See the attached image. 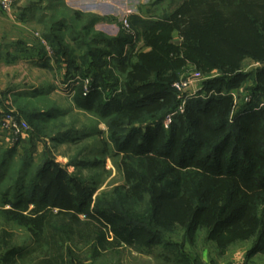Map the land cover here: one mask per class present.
<instances>
[{
	"label": "rangeland",
	"instance_id": "374dc122",
	"mask_svg": "<svg viewBox=\"0 0 264 264\" xmlns=\"http://www.w3.org/2000/svg\"><path fill=\"white\" fill-rule=\"evenodd\" d=\"M188 1L0 0V116L16 111L29 126L26 135L18 139L0 131V165L3 161L8 163L3 168L0 166V264H60L62 255L63 264H264V251L251 254L257 245H264V194L245 188L236 180L240 189L233 181H224L221 187L202 175L206 181L199 190L197 182L202 179L184 176L205 196L197 202V208L207 197H213V189L216 196H221L218 214L229 203L234 190L242 191L240 207L248 204L251 209L255 208V221L261 222L263 232L244 240L231 239L226 242L227 246H221L220 239L229 235H212L218 225L215 220L218 214L211 223L193 232L189 230L191 217L186 226L175 222L170 231L161 230L162 243L147 247L142 242L146 235L124 242L115 236L109 224L104 228L83 213H75L72 219L59 215V209H38L34 204L13 211L3 196L8 190L9 194L14 191L24 167L28 176L22 175V180L29 186L47 163H53L92 192L88 200L90 211L111 206L140 215L142 220L149 218L147 203H132L127 207L117 204L121 189L128 187L124 164L140 173L150 171V167L147 162L128 160L129 154L117 150L112 135L124 139L133 129L141 128L145 132L149 127L161 125L164 139L179 117L188 120L192 101L217 96L209 83L223 77V71H204L189 60L184 54L182 29L175 28L174 19H181V8ZM165 23L172 30L169 42L179 48L178 57L183 60L177 78L169 83V102H160L159 108L142 111L133 120L118 114L101 119L93 110L75 105L74 99L80 92L84 97L90 95L92 73L98 69L102 70L100 83L106 86L107 96H121L123 101L129 67L139 56L152 53L145 33L153 25ZM107 38L128 42L123 58L129 67L121 70L116 66L114 49L118 47L114 42L111 46L101 43ZM92 50L98 58L91 56ZM241 65V72L251 77L225 93L233 101L227 117L228 130L237 124L245 107L255 104L256 110L264 109V97L256 98L253 91L258 84L254 73L262 64L246 58ZM86 82L88 90H85ZM183 84L191 88L189 94L178 91ZM263 138L258 137V141ZM155 183L152 188L159 190L163 186ZM20 187L22 194L24 189ZM49 210L54 229L65 237L50 230L35 235L17 221L18 216L35 219ZM4 233L9 234L7 245L3 241ZM4 248H17L19 252L4 261L1 257Z\"/></svg>",
	"mask_w": 264,
	"mask_h": 264
},
{
	"label": "trees",
	"instance_id": "16d2710c",
	"mask_svg": "<svg viewBox=\"0 0 264 264\" xmlns=\"http://www.w3.org/2000/svg\"><path fill=\"white\" fill-rule=\"evenodd\" d=\"M180 15L181 19L178 21L176 17L174 21L175 28L182 29L186 57L204 71L219 69L224 75L209 83L217 91V96L192 101L189 104L188 120L179 117L166 138H162L164 133L161 125L149 127L145 132L141 128L133 129L124 139L112 135L117 150L129 154L128 160L147 162L150 167V171L140 173L124 164L128 187L121 189L117 204L127 207L132 203H147L149 218L142 220L140 215L116 210V207L114 209L111 206L110 209L95 211V215L88 204L92 192L80 181L68 177L63 169L53 163H47L29 186H25L26 180H22V175L28 176L24 167L11 193L15 196L9 194V190L2 192L7 198L5 202L12 205L13 211L34 204L38 209H59V215L72 219L75 213H83L97 220L104 228L109 224L115 236L124 242L130 243L133 238L146 235L142 242L149 247L162 243L161 230L164 228L170 231L175 222L179 221L180 225L186 226L185 223L191 217L189 230L193 232L201 225L211 223L214 215L218 214L221 196H216L214 189H210L213 197H207L203 205L195 207L205 196L203 192L198 193L192 181L184 178L186 175H194L203 180L197 182L199 190L206 181V178L201 177L203 175L221 187L224 181L237 184L236 180L241 186L264 194V138L258 141V137L264 136V109L256 110L255 104L245 107L237 124L228 130L230 125L227 117L233 101L226 95V92L251 77L241 72L243 60L250 58L263 66L254 73L258 84L253 91L256 98L264 97V0H189L181 8ZM96 18L98 20L100 17ZM166 27V23L155 24L145 33L148 44L152 46V53L139 56L130 67L123 58L124 46L128 42L115 38L101 40L103 44L107 42L111 46L114 42L117 45L118 50L114 49L117 53L116 66L121 70L126 67L131 69L126 74L127 93L123 94V101L121 96L108 97L106 86L100 83L103 79L102 70L98 69L92 73L90 95L84 97L80 92L74 99L75 105L80 109L93 110L101 119L118 114L133 120L140 112L153 111V108H159L157 105L160 102H169V83L177 78L183 60L178 57L179 48L170 44L172 30ZM94 52L90 51L91 56L98 58ZM7 164V161H3L0 166L3 168ZM154 183L163 186L159 190L158 187L152 188ZM20 186L24 189L22 194ZM240 191L231 192L229 203L215 218L218 225L212 235H229L220 239L221 246H227L226 242L231 239L244 240L263 232L261 222L255 221V208L251 209L248 204L240 207ZM52 216L49 210L35 219L18 216L17 221L32 234L39 235L36 232L50 230L65 237L54 229ZM74 220L77 222V219ZM4 234L2 239L5 242L9 234ZM101 239L104 240V236ZM262 251L264 245H257L251 254ZM18 252L17 248H4L1 257L8 261ZM58 261L63 264V255Z\"/></svg>",
	"mask_w": 264,
	"mask_h": 264
},
{
	"label": "built area",
	"instance_id": "2783aa9c",
	"mask_svg": "<svg viewBox=\"0 0 264 264\" xmlns=\"http://www.w3.org/2000/svg\"><path fill=\"white\" fill-rule=\"evenodd\" d=\"M86 84L85 90H88L89 84L88 82H86ZM190 90L191 88L188 84H183L178 87L179 92H185L189 94ZM0 131L9 133L11 136L18 139L26 135V133L29 131V126L25 119L17 115L16 111L10 110L0 116Z\"/></svg>",
	"mask_w": 264,
	"mask_h": 264
}]
</instances>
